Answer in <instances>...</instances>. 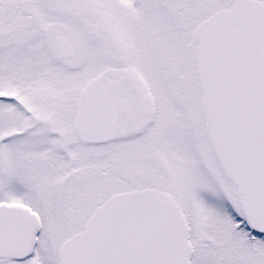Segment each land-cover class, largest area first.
Returning <instances> with one entry per match:
<instances>
[{
	"label": "snow or ice",
	"instance_id": "snow-or-ice-1",
	"mask_svg": "<svg viewBox=\"0 0 264 264\" xmlns=\"http://www.w3.org/2000/svg\"><path fill=\"white\" fill-rule=\"evenodd\" d=\"M0 264H264V0H0Z\"/></svg>",
	"mask_w": 264,
	"mask_h": 264
}]
</instances>
